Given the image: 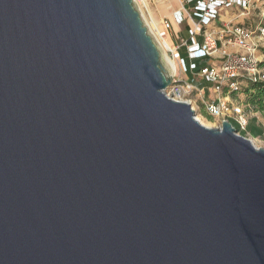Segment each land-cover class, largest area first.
Here are the masks:
<instances>
[{"label":"water","instance_id":"95a60500","mask_svg":"<svg viewBox=\"0 0 264 264\" xmlns=\"http://www.w3.org/2000/svg\"><path fill=\"white\" fill-rule=\"evenodd\" d=\"M171 82L133 0H0V264H264V149Z\"/></svg>","mask_w":264,"mask_h":264},{"label":"built area","instance_id":"2783aa9c","mask_svg":"<svg viewBox=\"0 0 264 264\" xmlns=\"http://www.w3.org/2000/svg\"><path fill=\"white\" fill-rule=\"evenodd\" d=\"M178 1L180 8L172 19L176 26H185L187 39H180L168 53L179 62L181 73H196L212 85L217 98L204 102L207 114L228 122L231 117L237 128L244 130V110L233 105L228 96L264 84V0ZM171 28L170 21L163 22L160 35L165 38ZM182 49L186 59L181 56ZM203 59L210 63L199 68L197 61ZM195 91L193 81L177 79L175 74L164 93L191 106L186 98Z\"/></svg>","mask_w":264,"mask_h":264},{"label":"rangeland","instance_id":"374dc122","mask_svg":"<svg viewBox=\"0 0 264 264\" xmlns=\"http://www.w3.org/2000/svg\"><path fill=\"white\" fill-rule=\"evenodd\" d=\"M166 3L165 5L160 4V2ZM146 10L152 15L154 20L159 23V26L162 30V23L165 21H170L172 23V28L168 34L173 33L172 29L175 26L173 23L172 15L174 12L178 11L180 8V3L178 0H142ZM169 9L167 10V8ZM169 13V14H168ZM230 18L234 17L231 14ZM225 19H229L225 17ZM240 21L239 19H237ZM236 20V21H237ZM243 22V21H242ZM244 23H251V21H244ZM177 31V35H179L182 31H184L185 26H180L179 29L174 27ZM178 29V30H177ZM185 33L182 32L180 37H184ZM168 36V37H167ZM171 46L176 45L173 41H170L169 35H166ZM180 38H177V43ZM181 56L186 59L183 50L180 51ZM168 56L173 59L172 55L168 53ZM177 62V72L176 76L177 79L187 80L186 77H189V74L181 73V68L179 62ZM210 62L207 59H203L202 61H197V65L200 68L202 65L209 64ZM193 79L195 83H199L200 88L204 87L203 89L197 90L192 93L186 99L190 101L191 106L195 112L196 118L198 117L204 124L205 127L208 128H217L220 126L223 119L221 118H214L207 114L204 106V102H208L217 98V95L213 92V87L211 84L206 83L198 74L193 73ZM190 78V77H189ZM209 88V89H208ZM249 88V87H247ZM247 88H242L240 91L230 94L228 96L230 102L235 106H240L246 115L247 118V125L244 130L236 131L239 135L248 138L252 141V143L257 147L264 149V113L259 112L256 107L247 105L248 96L246 95ZM226 94L223 93L222 96L225 97ZM228 119V118H227ZM231 117L229 121L231 122ZM235 126V124H234Z\"/></svg>","mask_w":264,"mask_h":264},{"label":"bare ground","instance_id":"6f19581e","mask_svg":"<svg viewBox=\"0 0 264 264\" xmlns=\"http://www.w3.org/2000/svg\"><path fill=\"white\" fill-rule=\"evenodd\" d=\"M136 4V7L138 8V12L140 13V16L142 20H144L145 25L147 27V30L151 37L156 41L157 45L159 46L167 65L169 66L171 70V75L174 76L177 72V62L175 59H172L168 56V51L171 49V45L168 41V39L165 37H162L160 34L162 32L161 27L159 26V23H157L152 15L146 10V7L144 6L142 0H133ZM160 2V1H159ZM160 4L165 5L167 7L166 3L160 2ZM169 7L167 8V10ZM169 14V13H168ZM168 37V36H167ZM197 120L205 126V124L197 117Z\"/></svg>","mask_w":264,"mask_h":264},{"label":"trees","instance_id":"16d2710c","mask_svg":"<svg viewBox=\"0 0 264 264\" xmlns=\"http://www.w3.org/2000/svg\"><path fill=\"white\" fill-rule=\"evenodd\" d=\"M248 87L246 90V95L248 96L247 105L256 107L259 112L264 113V84H255ZM230 123L238 131L237 126H234L233 122Z\"/></svg>","mask_w":264,"mask_h":264},{"label":"crops","instance_id":"0c3cea01","mask_svg":"<svg viewBox=\"0 0 264 264\" xmlns=\"http://www.w3.org/2000/svg\"><path fill=\"white\" fill-rule=\"evenodd\" d=\"M174 27H176V28H178L179 29V27L178 26H174ZM173 27V29H172V31H173V33H170V34H168L169 35V39H170V41H174L176 44H177V38H180V39H187V35H186V32H185V30L184 31H182V32H184L185 34V36L184 37H180V34L182 33H180L179 35H177V31L175 30V28ZM177 29V30H178ZM183 50V49H182ZM189 74V77H186V79L187 80H189V81H193V83H194V86L196 87V89L197 90H200V89H203L204 90V87H202V88H200V86H199V83H195V81H194V79H193V73H188ZM209 89V88H208ZM232 122V121H231Z\"/></svg>","mask_w":264,"mask_h":264}]
</instances>
